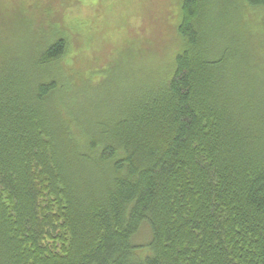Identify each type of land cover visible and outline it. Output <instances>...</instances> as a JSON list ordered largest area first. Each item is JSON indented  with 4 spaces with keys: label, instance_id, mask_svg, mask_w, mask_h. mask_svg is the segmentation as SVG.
Returning a JSON list of instances; mask_svg holds the SVG:
<instances>
[{
    "label": "trees",
    "instance_id": "obj_1",
    "mask_svg": "<svg viewBox=\"0 0 264 264\" xmlns=\"http://www.w3.org/2000/svg\"><path fill=\"white\" fill-rule=\"evenodd\" d=\"M216 1L178 0L181 46L145 70L132 46L94 66L96 27L40 37L22 35L26 8L6 17L0 264H264V54L247 21L264 0ZM210 15L237 20L242 46Z\"/></svg>",
    "mask_w": 264,
    "mask_h": 264
},
{
    "label": "rangeland",
    "instance_id": "obj_2",
    "mask_svg": "<svg viewBox=\"0 0 264 264\" xmlns=\"http://www.w3.org/2000/svg\"><path fill=\"white\" fill-rule=\"evenodd\" d=\"M178 0H0V32L11 35V23L8 15L16 14L17 9L26 8L25 22L30 32L45 36L50 30H57L64 22L70 25L71 30L84 37L93 27L97 34L85 38L91 47H94V56L97 60L93 65L103 66L114 61L116 55L123 52L126 47L132 46V52L127 59L131 67L136 65L138 70L158 65L166 61L169 55L181 46L175 34L177 22L176 2ZM217 1L215 0V8ZM59 11L61 14H59ZM214 11V10H213ZM247 12V10H246ZM236 16V15H234ZM238 16V15H237ZM212 36L223 40L226 45L240 47L243 35L238 29V21H230L222 30L218 29L217 15H210ZM248 33L251 40L257 41L264 54V16L258 11L247 12ZM21 26L18 30H22ZM92 28V29H91ZM95 28V29H96ZM220 30V32H219ZM15 35V34H14ZM82 37L70 36L71 45L70 62L81 72L89 67V55L86 51L77 50ZM91 40V41H90ZM239 47V48H240ZM125 53V52H124ZM121 54V58L124 56ZM170 56V57H171ZM143 233L141 237H143Z\"/></svg>",
    "mask_w": 264,
    "mask_h": 264
}]
</instances>
